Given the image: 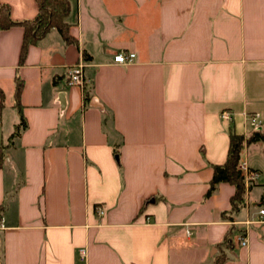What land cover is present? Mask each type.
I'll return each mask as SVG.
<instances>
[{"label":"crops","instance_id":"obj_1","mask_svg":"<svg viewBox=\"0 0 264 264\" xmlns=\"http://www.w3.org/2000/svg\"><path fill=\"white\" fill-rule=\"evenodd\" d=\"M65 20L73 42L52 29L22 62L23 28L0 29V264H264V141L240 151L241 208L228 182L206 196L230 132L264 126V0H70Z\"/></svg>","mask_w":264,"mask_h":264},{"label":"trees","instance_id":"obj_2","mask_svg":"<svg viewBox=\"0 0 264 264\" xmlns=\"http://www.w3.org/2000/svg\"><path fill=\"white\" fill-rule=\"evenodd\" d=\"M37 13L31 19L16 21L11 18L10 8L7 4H0V29H7L18 25L23 28V39L20 48L19 60L23 61L27 48L30 44H36L50 30L56 29L66 42H73L68 33V23L65 18L70 11V0H35ZM22 81H16L15 98L19 101ZM25 126L21 117L14 133L9 137L12 139L18 136L20 129ZM264 141V126L257 127L248 136L230 132L229 146L226 160L223 164L213 165L212 177L206 196H209L220 182H228L235 187L234 195L231 198L232 211H236L244 205L245 187L244 177L238 169L240 151L244 144ZM1 158V154H0ZM2 206H0L1 217ZM216 264H221L218 261Z\"/></svg>","mask_w":264,"mask_h":264},{"label":"built area","instance_id":"obj_3","mask_svg":"<svg viewBox=\"0 0 264 264\" xmlns=\"http://www.w3.org/2000/svg\"><path fill=\"white\" fill-rule=\"evenodd\" d=\"M135 58V53L129 52V53H123L119 52L114 55L113 61L115 63L119 64H129L131 63ZM66 77H67V83L68 85H78L83 86L84 84V62H79L74 65H70L66 68ZM222 118L228 119L230 117V113L227 111L222 112ZM250 123L255 128L259 127V123L257 121V117L255 115L250 117ZM238 169L241 171L244 177V183L245 185L249 182L253 181V179L256 176V173L249 170L246 165L243 162H238ZM97 213L101 215L103 213V208L101 206H98L96 209ZM264 210H260V214H263ZM3 219H1V222ZM2 226V224L0 225ZM242 244H245L243 241ZM81 255L84 256V250H81Z\"/></svg>","mask_w":264,"mask_h":264}]
</instances>
